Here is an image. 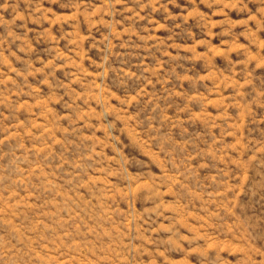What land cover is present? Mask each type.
I'll return each instance as SVG.
<instances>
[{
  "label": "rangeland",
  "instance_id": "374dc122",
  "mask_svg": "<svg viewBox=\"0 0 264 264\" xmlns=\"http://www.w3.org/2000/svg\"><path fill=\"white\" fill-rule=\"evenodd\" d=\"M0 264H264V0H0Z\"/></svg>",
  "mask_w": 264,
  "mask_h": 264
}]
</instances>
